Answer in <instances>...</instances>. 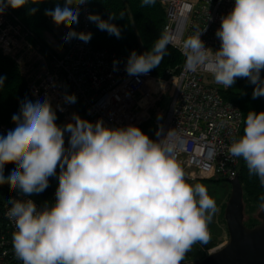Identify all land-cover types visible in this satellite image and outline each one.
Returning a JSON list of instances; mask_svg holds the SVG:
<instances>
[{
	"label": "clouds",
	"instance_id": "9594fccd",
	"mask_svg": "<svg viewBox=\"0 0 264 264\" xmlns=\"http://www.w3.org/2000/svg\"><path fill=\"white\" fill-rule=\"evenodd\" d=\"M43 0H0V15ZM92 0H63L44 15L70 29L66 41L91 39L77 33L82 7ZM156 0H141V7ZM38 8L29 7L35 15ZM89 14L101 31L117 38L121 29L112 20ZM183 42L186 68H203L225 89L237 78L254 85L252 96H264V0H234L221 17L215 35L218 49L205 46L201 34ZM172 38L161 33L148 51H132L126 64L130 76L148 74L168 54ZM6 77L0 76V89ZM75 103V95L64 96ZM51 101L25 99L15 127L0 135V185H9L24 199L10 198L6 215L14 221L12 248L22 264H182L193 245L211 240L209 225L218 213L215 199L205 185L190 183L170 130L162 139H152L138 126L109 127L73 114L63 127L55 121ZM65 133H69L65 147ZM161 132H157L160 137ZM228 152L242 159L250 177L264 188V111H250L243 134L233 137ZM6 164L15 168L5 176ZM57 168L59 172L57 173ZM58 176L54 201L37 205L33 197L49 187V177ZM258 209L264 211V195Z\"/></svg>",
	"mask_w": 264,
	"mask_h": 264
},
{
	"label": "built area",
	"instance_id": "2783aa9c",
	"mask_svg": "<svg viewBox=\"0 0 264 264\" xmlns=\"http://www.w3.org/2000/svg\"><path fill=\"white\" fill-rule=\"evenodd\" d=\"M166 8L164 31L183 55L178 72L170 71L159 77L151 71L146 75L130 76L126 72L128 55L109 49H96L73 37L60 40L63 50L57 54L33 35L8 8L0 15V51L18 67L32 102L49 99L66 125L73 114L95 123L103 120L109 127L140 126L147 121L161 100V94L172 95L169 109L159 131L162 139L170 130V142L176 145L178 159L190 180L237 176L239 158L228 152L233 137L239 136L244 118L235 102L225 99L210 73L202 67L197 71L186 68L184 40L206 28L201 34L205 46L216 50L220 41L215 32L221 17L228 14L234 0H160ZM92 14L89 3L82 7L77 33H91ZM65 35L72 31L61 24ZM159 89L161 92H159ZM75 95V103H65L64 96ZM10 129L0 124V135ZM69 133H65V147ZM56 188L50 201L55 199ZM10 198L24 199L22 193L0 192V264H22L12 248L14 221L6 215ZM37 205H41L35 201Z\"/></svg>",
	"mask_w": 264,
	"mask_h": 264
},
{
	"label": "trees",
	"instance_id": "16d2710c",
	"mask_svg": "<svg viewBox=\"0 0 264 264\" xmlns=\"http://www.w3.org/2000/svg\"><path fill=\"white\" fill-rule=\"evenodd\" d=\"M57 3L63 6V0H43V2L38 5L30 4L17 10L9 8L17 16L21 24L33 35L41 39L57 54H61L63 51L61 47L59 48L60 51L55 49L56 46H51L37 34L40 28L47 26L48 22H53L50 17L44 15V11L45 9H54ZM89 5L92 14H98L105 20L109 18L110 13L117 16H119L120 13L125 14L123 18L117 17L112 20V23L116 24L121 29L120 38L109 35L106 31H101L96 27L94 22H91V43L96 49H109L128 56L132 51L141 54L151 49L153 42L158 39L164 31L166 8L160 0H156L154 5L146 7H141V0H92ZM29 7L38 8L35 15L28 14ZM59 28L64 33L60 25ZM60 40L61 39L57 37L58 46H60ZM182 63L183 55L178 48L170 44L168 45V54L163 57L160 65L153 68L151 72L159 77H167L170 71H175V73H177ZM0 76L6 77L3 89H0V124H4L11 130L15 127V124L12 122V116L19 113L21 102L25 99L31 100V97L17 65L9 57L3 55L1 51ZM261 77L264 78V70L261 71ZM254 87L255 86L252 85L247 78H237L232 87L220 89L225 99L231 100L239 105L243 113L244 122L250 111L257 113L264 111V96L253 98L252 93ZM53 110L56 112L57 116L55 123L63 127L64 123L61 119V115L54 108ZM244 122L239 136L243 134ZM138 127L150 138H153L152 134L149 133V121L142 123ZM14 168V164H6L4 172L10 174ZM58 172L59 168H57V173ZM237 176L243 190V221L248 226H254L261 221L258 204L259 197L264 195V188L261 187L256 177H250L248 175L247 168L242 159H239ZM196 180H207L218 183L223 181L224 185H230L223 176L199 178ZM196 180H189V182L195 183ZM57 186L58 176L49 177V187L44 192L33 197V199L40 204L44 201H50L51 193ZM9 191H11V189L8 185H0V192H2L3 195L7 194ZM222 216V222L225 223L224 210ZM215 243L216 242H212L211 245ZM204 255L205 253L199 258L194 259L193 262L201 259Z\"/></svg>",
	"mask_w": 264,
	"mask_h": 264
},
{
	"label": "water",
	"instance_id": "95a60500",
	"mask_svg": "<svg viewBox=\"0 0 264 264\" xmlns=\"http://www.w3.org/2000/svg\"><path fill=\"white\" fill-rule=\"evenodd\" d=\"M231 185L224 209L228 238L203 258L184 264H264V211L261 221L248 226L243 221V190L238 176L226 178Z\"/></svg>",
	"mask_w": 264,
	"mask_h": 264
},
{
	"label": "rangeland",
	"instance_id": "374dc122",
	"mask_svg": "<svg viewBox=\"0 0 264 264\" xmlns=\"http://www.w3.org/2000/svg\"><path fill=\"white\" fill-rule=\"evenodd\" d=\"M37 34L44 41L49 43L51 46L54 47L56 46L55 49L59 51H60L59 49L60 46H58L57 37L60 38L62 41H66L64 39L66 36L61 31L59 26H57L54 22H48V25L40 28L37 31ZM159 92H161L160 89ZM171 100H172V95L170 93L165 92L161 94L160 102L158 103L157 107L152 110L150 117L147 119V121H149L150 124L149 133L152 134L153 138L156 137L157 132L161 128V124L163 123V119L165 118L166 113L169 109ZM4 174L5 176L9 175V173L6 172H4ZM195 183H201L206 186L210 196H212L215 199L219 211L213 217V220L209 225V230L211 233L210 242L206 245H201V244L193 245L192 249L186 254V257L184 261H182V264L193 262L194 259L199 258L201 255H203V253H205L206 255L214 247L219 246L224 242H226L228 238L226 223L222 222V218H223L222 214H223L224 206L227 203L230 196L231 186L224 185L223 181L218 183V182H210L207 180H196ZM212 242H216L215 243L216 245L215 244L211 245Z\"/></svg>",
	"mask_w": 264,
	"mask_h": 264
}]
</instances>
